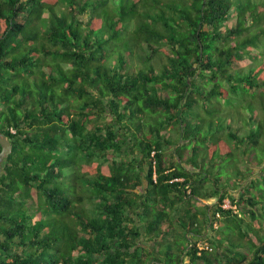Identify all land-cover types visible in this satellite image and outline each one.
<instances>
[{
  "label": "trees",
  "instance_id": "trees-1",
  "mask_svg": "<svg viewBox=\"0 0 264 264\" xmlns=\"http://www.w3.org/2000/svg\"><path fill=\"white\" fill-rule=\"evenodd\" d=\"M0 132V264H264V0H0Z\"/></svg>",
  "mask_w": 264,
  "mask_h": 264
},
{
  "label": "rangeland",
  "instance_id": "rangeland-1",
  "mask_svg": "<svg viewBox=\"0 0 264 264\" xmlns=\"http://www.w3.org/2000/svg\"><path fill=\"white\" fill-rule=\"evenodd\" d=\"M210 146H211V148L208 149V152H209V157L208 158L210 159L209 161H211V162H219L220 163V164L215 165L212 168V171L215 168L216 171L221 170L222 173L226 177H233L234 175L236 176L237 175V171H236V168H235L233 162L232 161H228V160L223 162V159H225V157L228 156V155L227 154H222L221 152L218 151V149H215L214 147H212V145H210ZM234 158L236 160V157H234ZM240 163L242 164V166H246L244 164V162L240 161ZM230 167L233 168V170H234L233 172H231ZM261 169H262L261 166L260 167H257V171L258 172L261 171ZM223 170H224V172H223ZM259 185H263V184L260 183ZM215 201H217V200L216 199H210L209 201H207L205 203H213ZM224 207H232V203H231L230 199H226L225 200ZM220 226H221V224H220ZM217 227H219V223H218ZM201 245L202 246H206L207 244H206V242L203 241Z\"/></svg>",
  "mask_w": 264,
  "mask_h": 264
},
{
  "label": "water",
  "instance_id": "water-1",
  "mask_svg": "<svg viewBox=\"0 0 264 264\" xmlns=\"http://www.w3.org/2000/svg\"><path fill=\"white\" fill-rule=\"evenodd\" d=\"M0 145L2 146V150L0 152V170L3 161L11 154L13 151V144L9 140V138L2 132H0Z\"/></svg>",
  "mask_w": 264,
  "mask_h": 264
},
{
  "label": "built area",
  "instance_id": "built-area-1",
  "mask_svg": "<svg viewBox=\"0 0 264 264\" xmlns=\"http://www.w3.org/2000/svg\"><path fill=\"white\" fill-rule=\"evenodd\" d=\"M219 215V214H218Z\"/></svg>",
  "mask_w": 264,
  "mask_h": 264
}]
</instances>
